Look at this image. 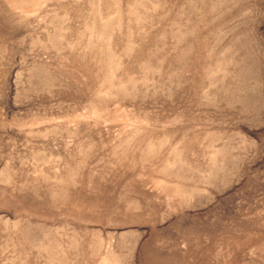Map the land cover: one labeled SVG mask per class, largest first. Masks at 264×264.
Here are the masks:
<instances>
[{
  "label": "rangeland",
  "instance_id": "rangeland-1",
  "mask_svg": "<svg viewBox=\"0 0 264 264\" xmlns=\"http://www.w3.org/2000/svg\"><path fill=\"white\" fill-rule=\"evenodd\" d=\"M0 264H264V0H0Z\"/></svg>",
  "mask_w": 264,
  "mask_h": 264
}]
</instances>
